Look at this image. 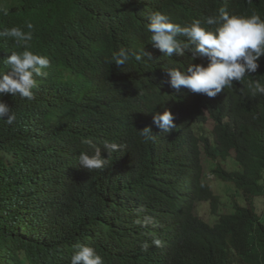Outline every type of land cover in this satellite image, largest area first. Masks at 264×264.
Returning <instances> with one entry per match:
<instances>
[{
  "label": "clouds",
  "instance_id": "clouds-1",
  "mask_svg": "<svg viewBox=\"0 0 264 264\" xmlns=\"http://www.w3.org/2000/svg\"><path fill=\"white\" fill-rule=\"evenodd\" d=\"M66 2L0 0V120L12 138H27L26 178L32 166L17 203L32 202L36 226L47 227L41 239L76 227L51 245L50 258L33 264H180L202 257L208 260L197 264H238L218 251L240 237L248 241L246 264H264V238L249 232L264 223L255 204L264 200V0H73L74 35L90 34L96 43L104 35L108 43L110 34L117 42L111 55L102 50L94 61L65 47L38 48L39 26L61 27L66 41L70 24L59 22ZM68 58L78 61L70 78L56 73ZM198 111L210 139L216 141L215 120L246 127L250 137L223 151H215L217 141L207 151L202 144V154L191 151L182 170L168 162L156 167L170 141L192 136L182 123ZM57 144L60 164L49 159V173L48 149ZM3 151L0 172L12 170L16 155ZM29 152L34 159L41 152V167ZM56 215L66 217L62 225L48 220Z\"/></svg>",
  "mask_w": 264,
  "mask_h": 264
},
{
  "label": "trees",
  "instance_id": "trees-1",
  "mask_svg": "<svg viewBox=\"0 0 264 264\" xmlns=\"http://www.w3.org/2000/svg\"><path fill=\"white\" fill-rule=\"evenodd\" d=\"M73 6V0H69V3H64L65 8L63 9L65 13H62L59 17V22L61 24H70L69 27L71 30L65 35L67 36L66 41L63 43L62 36L64 35V32L61 27H58L59 29L57 31L52 28L47 31V26H39L36 29L37 32L35 34L38 36L42 35V42L38 44V48L53 51V49L61 50L65 47L67 50L75 51L83 57L91 58L93 61L96 59L94 56L102 50H105L107 55H111L115 50L114 47L117 45V42L113 39L114 36L107 34L106 37L107 40H109L107 43L101 42L105 39V36L101 35V40L98 39L100 42L96 43L97 39H93L90 34H81V32H78L74 35L72 25H77L76 27H78L79 23L76 21L75 13L72 11ZM53 26L56 27V25ZM83 36L85 37L84 39L82 38ZM5 40L7 48L14 49L15 41L9 37H5ZM81 61L82 64L80 69H84L85 63H88L87 58H81ZM77 62V60L71 58L64 59L57 68L56 73L61 76L63 72H67L70 78L72 74L77 71ZM60 87L61 84L56 87V91H58ZM204 122L205 116L201 111L189 114L187 120L182 123V127L189 131L192 136L184 137V135L181 134L179 135L181 138L180 142H176L175 140L170 141L173 145L172 149L168 152L161 151L159 153L157 160L154 161L157 163L159 162V165L156 164V167H162L165 162H168L170 168L176 166L182 170L185 162L184 159L188 157L191 151L199 156L202 154V144L205 145V150L207 151L208 145H214L217 141L215 151H223L229 147V144L232 141L244 140L250 137V133L246 127L241 126L239 129H231L218 120H215L213 133L216 136V141H214L210 139L209 130L204 126ZM57 138L60 142L61 135L58 134ZM26 139L23 137L21 141L12 138L9 125L6 124L5 121L0 120V154L4 149L8 151L11 147L15 148L14 152L16 154L13 157L15 160L13 161L12 170L9 166H6L5 172H0V264H33L36 261H40L44 255H47L50 258V255L54 254L51 245L57 244L59 241H66L76 229L74 224H68L61 228L58 227L55 230V234H49L47 238L41 239V236L39 235H41L42 230H47V227L43 228L41 226H36V223L38 224L40 220H35L34 218L32 202L26 203L20 197L19 204L17 203L18 187L21 182L24 183L25 180L30 179L32 170V166L30 165V173L26 178L25 171L27 167L24 164L27 156L25 145ZM92 139L94 140L93 137ZM18 141L23 142L24 144L18 143ZM177 143L178 145L175 146ZM186 146L189 147L190 150H187ZM48 152L50 157L47 155L45 167L49 173H53L48 161L50 159L51 163L52 160H55L59 165L60 161L58 155L61 153V150L57 144L56 148H49ZM90 154H92V152H90ZM28 156L31 162H37L41 167V152L35 157V159L33 158L32 152H29ZM20 160H23V163L19 162ZM249 161L251 160L247 159L244 161V164ZM67 167L68 163L63 165L62 169H67ZM24 189L25 188L23 187V192ZM33 193H35L34 189ZM48 193H50V191H48ZM65 219V216L59 218L58 215L48 218L51 223L58 221V225H62V221H65ZM249 232L254 237L264 238V223L255 222ZM247 244V239H245V237H240L237 240L232 241L230 246H220L218 252L227 260L238 264H246L247 257L245 256L244 249ZM7 259L11 262L7 261ZM204 260L208 259L202 257L180 264H197Z\"/></svg>",
  "mask_w": 264,
  "mask_h": 264
},
{
  "label": "rangeland",
  "instance_id": "rangeland-1",
  "mask_svg": "<svg viewBox=\"0 0 264 264\" xmlns=\"http://www.w3.org/2000/svg\"><path fill=\"white\" fill-rule=\"evenodd\" d=\"M4 154H6L10 158H12V155L14 154V149L10 148V150H8V151L5 150V151H3V155ZM10 166H12V163H10ZM211 184H212L213 188L215 189V191L217 193L221 191L222 187L218 184V182L215 179L211 178ZM255 204H256L258 212L262 213L263 210H264V200H263V198H257L255 200Z\"/></svg>",
  "mask_w": 264,
  "mask_h": 264
}]
</instances>
